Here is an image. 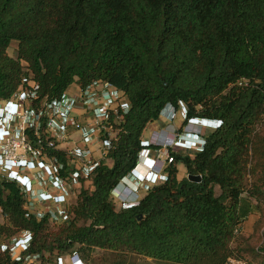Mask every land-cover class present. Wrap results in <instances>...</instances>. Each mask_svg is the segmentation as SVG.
<instances>
[{"label": "trees", "instance_id": "obj_1", "mask_svg": "<svg viewBox=\"0 0 264 264\" xmlns=\"http://www.w3.org/2000/svg\"><path fill=\"white\" fill-rule=\"evenodd\" d=\"M30 73L36 104L104 80L131 108L112 165L82 186L69 225L51 230L50 215H28L17 183L0 182V264H25L2 250L25 231L33 240L23 255H39L40 264L74 253L96 264L97 249L111 254L105 264H128L131 255L172 264L239 258L233 244L250 207L243 199L264 203V0H0V100ZM181 104L185 124L202 118L217 127L205 131L201 151L172 150L168 180L117 209L112 193L137 168L148 125ZM253 253L264 264V243Z\"/></svg>", "mask_w": 264, "mask_h": 264}, {"label": "built area", "instance_id": "obj_2", "mask_svg": "<svg viewBox=\"0 0 264 264\" xmlns=\"http://www.w3.org/2000/svg\"><path fill=\"white\" fill-rule=\"evenodd\" d=\"M37 100L39 85L31 73L23 78L22 85L9 99L0 100V182L6 179L17 183L27 196L25 208L28 215L35 216L38 221L50 215V221L60 226L69 225L72 199L76 197L77 189L83 183L89 186L95 170L101 164H107L109 151L118 140V125L130 111L131 103L122 90L104 80H96L86 88L80 87L78 96L66 91L51 101L42 100L36 104ZM80 108L87 116L83 121L77 117L76 111ZM8 110L13 113L10 119L6 118ZM169 111L170 118L175 119L178 109L173 107ZM181 114L187 115V107L183 104ZM194 123L189 119L187 126ZM195 133L205 140V130ZM184 134L192 137L190 130ZM186 143L178 139H143L144 148L137 168L112 193L115 206L130 207L140 200L141 191L147 192L166 182L168 173L165 168L174 161L172 150L183 145L193 151L203 148L196 142ZM152 145L156 148H151ZM154 149L156 158L151 156ZM55 152L62 153V159ZM158 164L159 180L155 182L149 171ZM142 165L146 167L145 172L140 170ZM121 187L128 189L130 195L123 193ZM131 195L134 197L130 201ZM32 240L33 234L25 231L23 237L17 238L16 245L6 243L2 250H10L15 261L35 264L39 255H23ZM67 262L87 264L78 253L57 260V264ZM226 264L248 263L230 258Z\"/></svg>", "mask_w": 264, "mask_h": 264}, {"label": "rangeland", "instance_id": "obj_3", "mask_svg": "<svg viewBox=\"0 0 264 264\" xmlns=\"http://www.w3.org/2000/svg\"><path fill=\"white\" fill-rule=\"evenodd\" d=\"M8 53L12 57H15V58L17 57L18 42L12 41L11 46L8 50ZM187 123L183 126L185 131L191 129V125L187 126ZM82 186H86V183H83ZM82 186L77 189L78 193L76 197L72 199V207L77 203L78 194ZM121 189L123 193L129 194L128 189H124L123 187H121ZM217 192L220 193V190L217 189ZM145 195H146V191H141L140 199H142ZM243 200H244V203H246L247 205H250V207L248 206L249 214H248V217L243 222L242 228L240 229L236 237L233 247L235 248V251L239 257L238 260L245 261L248 264H262L261 259L258 256H256L253 253V251H256L257 249H259L264 243V203H258L254 201L253 199H246V197H244ZM116 208L120 209L121 206L117 204ZM2 223H4V215L0 207V224ZM50 226H51V230L56 231L60 225L50 221ZM18 236L19 238L23 237V233H21ZM17 238L13 237L8 242V244H10L11 246L16 245ZM111 257L112 256L110 253L97 249L95 252H93L92 260L97 261L96 264H102V263L105 264L106 260ZM86 263L92 264V262L91 263L86 262ZM35 264H40V262H36ZM66 264H69V262H67ZM128 264H172V263H160L151 258L131 255L128 257Z\"/></svg>", "mask_w": 264, "mask_h": 264}, {"label": "crops", "instance_id": "obj_4", "mask_svg": "<svg viewBox=\"0 0 264 264\" xmlns=\"http://www.w3.org/2000/svg\"><path fill=\"white\" fill-rule=\"evenodd\" d=\"M67 92L72 96H78L80 94V86L78 84L74 83L73 85H71L69 87ZM76 112H77V117L79 120L83 121L86 119L87 116H86L85 111L83 109L80 108ZM170 115H171L170 111L166 110L161 115L159 120H157L153 123H150L148 125L147 129L145 130L144 134H143V139L150 140V141H158V140L163 139V138L168 139V140L169 139L173 140V139L181 136L185 131V129L183 127L185 125L184 116L181 114V112H178L175 119L172 120L170 118ZM211 125L212 124L206 123L205 126L208 127ZM210 130H212V129H210V128L205 129V131H210ZM183 143L187 144L186 142H183ZM181 148L191 150L187 145H183ZM151 156L156 158L157 153L155 152V149L152 151ZM107 164L112 165V161L108 160ZM140 170L145 172L146 167L142 165V166H140ZM178 175L180 178L187 175V169L184 165L179 166V174ZM133 197L134 196L131 195L130 201L133 199ZM138 202H136V203H138Z\"/></svg>", "mask_w": 264, "mask_h": 264}, {"label": "clouds", "instance_id": "obj_5", "mask_svg": "<svg viewBox=\"0 0 264 264\" xmlns=\"http://www.w3.org/2000/svg\"><path fill=\"white\" fill-rule=\"evenodd\" d=\"M169 109H173V106H167V107L163 110L162 114H163L166 110H169ZM178 112H181V110L178 109ZM6 113H7L6 118H7V119H10V116H11L13 113H12L11 111H9V110L6 111ZM162 114H161V115H162ZM186 116H187V115H186ZM186 116H185L184 118H186ZM188 120H189V119H188ZM192 120L195 121L194 125H192V126H194V127L191 126V129H190L192 137L190 138L188 135L183 134V135H181V136L175 138L174 140L178 139V140H180V141H182V142H196V144H198V145H202L203 148H204V146H205V144H206V141L204 140V138H202V136H199V135H198L197 133H195V132H196L197 130H200V129L205 130V129H207V128H210V129L213 130V129H215V128L217 127V124H216L214 121H212V120H207V119H202V118H192ZM206 123H209V124H212V125L206 127V126H205ZM203 148H202V149H203ZM202 149H201V150H202ZM201 150H200V151H201ZM159 169H160V164H158L156 167H154L152 170L149 171V172L153 175V177L155 178V182L159 180V178H158V173H157V172L159 171Z\"/></svg>", "mask_w": 264, "mask_h": 264}, {"label": "water", "instance_id": "obj_6", "mask_svg": "<svg viewBox=\"0 0 264 264\" xmlns=\"http://www.w3.org/2000/svg\"><path fill=\"white\" fill-rule=\"evenodd\" d=\"M188 179L195 182H201L202 177L201 176H195V175H188Z\"/></svg>", "mask_w": 264, "mask_h": 264}]
</instances>
